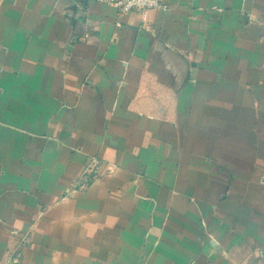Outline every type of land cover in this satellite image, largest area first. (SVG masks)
Here are the masks:
<instances>
[{
    "label": "crops",
    "instance_id": "0c3cea01",
    "mask_svg": "<svg viewBox=\"0 0 264 264\" xmlns=\"http://www.w3.org/2000/svg\"><path fill=\"white\" fill-rule=\"evenodd\" d=\"M164 2L0 0V262L264 264V0Z\"/></svg>",
    "mask_w": 264,
    "mask_h": 264
},
{
    "label": "built area",
    "instance_id": "2783aa9c",
    "mask_svg": "<svg viewBox=\"0 0 264 264\" xmlns=\"http://www.w3.org/2000/svg\"><path fill=\"white\" fill-rule=\"evenodd\" d=\"M99 4H106L113 6L118 10L120 16H124L128 13H139L142 17H146L147 13L153 10H159L169 12V6L164 0H93ZM115 166L108 167L104 161L99 157H89L82 172L76 177L69 187L66 189L64 198H74L76 195L85 192L91 184H94L105 176H108L114 172ZM12 237L17 239V246L13 253L0 264H18L20 261L19 248L29 243V237L27 234L19 235L14 231L11 233Z\"/></svg>",
    "mask_w": 264,
    "mask_h": 264
}]
</instances>
